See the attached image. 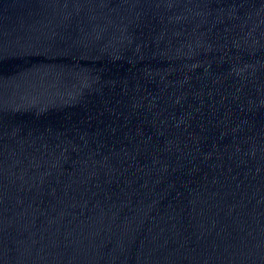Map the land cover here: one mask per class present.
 Listing matches in <instances>:
<instances>
[{"label":"water","instance_id":"obj_1","mask_svg":"<svg viewBox=\"0 0 264 264\" xmlns=\"http://www.w3.org/2000/svg\"><path fill=\"white\" fill-rule=\"evenodd\" d=\"M0 264H264V0H0Z\"/></svg>","mask_w":264,"mask_h":264}]
</instances>
